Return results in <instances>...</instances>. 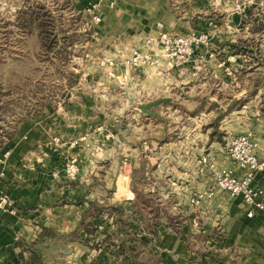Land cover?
Masks as SVG:
<instances>
[{"label": "crops", "instance_id": "1", "mask_svg": "<svg viewBox=\"0 0 264 264\" xmlns=\"http://www.w3.org/2000/svg\"><path fill=\"white\" fill-rule=\"evenodd\" d=\"M110 1L114 6L103 7L93 32L98 38L91 32L90 37L98 57L119 60L132 47L144 48L145 38L159 28L140 13L128 14L120 0ZM190 31L195 30L182 25L174 33ZM211 38L210 46L197 47L183 67L167 62L161 70L117 65L110 75L93 59L91 65L79 66L81 75L57 105H45L14 124L0 139V195L11 202L10 208L0 209V264H20L23 243L34 241L43 227L71 232L85 212L96 228L88 245L83 232L76 240L56 242L46 248L45 264H87L83 253L89 252L91 260L102 250L109 263L117 264L120 256L110 253L108 243L91 246L117 233L114 215L93 217V208L134 201L132 188L149 201L140 207L143 216L154 212L159 222L148 246L151 253L139 255L141 264H264V211L249 217L242 198L217 188L212 175L198 169L200 157L208 155L216 158L218 167L243 173L227 155L226 144L241 134L232 123L239 118L238 101L248 89L219 67L228 47ZM231 91L230 100L223 102ZM234 97L239 100L227 109ZM159 98L172 99L150 108L167 119V126L139 109ZM230 111L235 116L227 115ZM256 115L253 137L264 158V111ZM101 125L104 131L98 130ZM174 128L178 131L172 138ZM81 136L85 142L69 146ZM6 151L9 155L3 159ZM71 154L79 164L74 179L64 174ZM263 177L264 172L258 173L255 184L264 189ZM209 190H214L213 197L192 203L194 195ZM128 222L134 227L131 235L146 237L141 218L130 213Z\"/></svg>", "mask_w": 264, "mask_h": 264}, {"label": "rangeland", "instance_id": "2", "mask_svg": "<svg viewBox=\"0 0 264 264\" xmlns=\"http://www.w3.org/2000/svg\"><path fill=\"white\" fill-rule=\"evenodd\" d=\"M85 3V0H0V139L23 116L39 113L45 105H57L61 94L81 75L80 65H91L95 60L98 65L103 58L98 57V50L92 45L90 32H95L96 24H91L84 13ZM120 3L128 14L140 13L155 28L157 22H162L164 30L174 33L182 25L189 26L195 31H208L218 45L222 44L221 48L228 47L223 60L234 71L229 76L235 75L240 88L248 89L238 101L241 112L236 114L239 118L235 117L233 128L239 133H250L254 139L253 121L260 109L264 111V0H120ZM37 18L45 21L44 44L36 27ZM232 94L231 91L223 96V102L230 100ZM231 114L230 111L227 115ZM99 127L104 131L102 125ZM176 131L178 128L169 136L175 138ZM75 139L69 141L70 147ZM71 155L78 161L75 154ZM87 253L82 254L83 263L115 264L113 260L108 262L103 250L91 260Z\"/></svg>", "mask_w": 264, "mask_h": 264}, {"label": "built area", "instance_id": "3", "mask_svg": "<svg viewBox=\"0 0 264 264\" xmlns=\"http://www.w3.org/2000/svg\"><path fill=\"white\" fill-rule=\"evenodd\" d=\"M84 13L88 16L91 24L95 25L101 21L103 7L111 8L114 1L110 0H85ZM159 32L156 35H149L144 40V48L132 47L127 55L121 59L98 60V66L103 69H110L115 66L128 68H152L161 70L165 63L174 67H183L193 60L196 49L199 46L209 47L212 35L208 31H190L184 34H174L163 29V23L157 22ZM97 39V35L94 34ZM154 49V50H153ZM219 67H224L228 75L233 74L232 67L227 61H221ZM101 127L98 128L100 130ZM55 139V138H54ZM56 140V139H55ZM86 136L73 140L70 145L76 147L85 142ZM259 143L254 140L250 133L233 135L227 141L226 153L230 159L243 171L241 174L233 170L220 168L216 165L214 156L203 155L199 159V171L208 172L212 175L215 186L229 193L232 197H240L248 205L247 215L254 216L256 210L264 211V189L255 184L258 173L264 172V158L258 154ZM9 152L3 154L6 159ZM79 172V165L74 155L67 158L64 165V174L68 179H74ZM264 185V177L262 178ZM214 190L200 192L191 199L195 205H200L205 198H211ZM11 202L6 195H0V209L10 208Z\"/></svg>", "mask_w": 264, "mask_h": 264}, {"label": "trees", "instance_id": "4", "mask_svg": "<svg viewBox=\"0 0 264 264\" xmlns=\"http://www.w3.org/2000/svg\"><path fill=\"white\" fill-rule=\"evenodd\" d=\"M45 26V21L41 18L36 19V27L38 28L43 44L44 38L42 37V32ZM132 189L135 193V199L128 204L121 202L106 206L94 205L93 208V217H99L102 213L114 215L113 222L117 226V233L106 235L100 242L92 244L91 246L97 247L98 244L102 245L103 243H108L111 246L109 249L110 253L113 256H120V259L116 261L117 264H141L143 260L139 258V255L141 252L151 253L152 247L148 246L153 237L157 234L159 228V222L156 220L154 212L146 213L144 216V213L140 212V207L142 208L143 204L148 203V199L139 191L134 190V188ZM90 204L92 206V203ZM129 212L137 215L138 218H141L143 222H145V232L142 235L144 237L145 234H147L146 237L140 238L131 235L134 231V227L128 222L130 217ZM95 229L94 223L90 219H87L86 212L81 216L75 229L69 233H60L54 228L43 227L34 241L22 244V251L19 253L20 264H45L46 248L56 242L76 240L81 232L86 234L83 242L88 245V236L93 234ZM23 252H27V255H24Z\"/></svg>", "mask_w": 264, "mask_h": 264}, {"label": "water", "instance_id": "5", "mask_svg": "<svg viewBox=\"0 0 264 264\" xmlns=\"http://www.w3.org/2000/svg\"><path fill=\"white\" fill-rule=\"evenodd\" d=\"M239 100V97H234L231 101V103L226 106V108H230L234 103H236L237 101ZM169 101H172L171 98H159V99H156L154 101H150L148 103H145L143 105H140L139 109L141 112H143L146 116H150V115H154L156 116L157 118H159L160 120L163 121V123L165 124V126H167V119L166 118H162V117H159L155 114V112H153L150 108L153 107V106H156L160 103H166V102H169Z\"/></svg>", "mask_w": 264, "mask_h": 264}]
</instances>
